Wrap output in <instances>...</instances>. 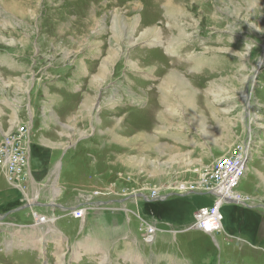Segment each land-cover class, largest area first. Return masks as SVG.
Returning <instances> with one entry per match:
<instances>
[{
    "label": "rangeland",
    "instance_id": "1",
    "mask_svg": "<svg viewBox=\"0 0 264 264\" xmlns=\"http://www.w3.org/2000/svg\"><path fill=\"white\" fill-rule=\"evenodd\" d=\"M242 152L220 232H173L216 202L191 185ZM143 194L183 219L161 224L181 253L264 264V0H0V264H173L152 259Z\"/></svg>",
    "mask_w": 264,
    "mask_h": 264
},
{
    "label": "built area",
    "instance_id": "2",
    "mask_svg": "<svg viewBox=\"0 0 264 264\" xmlns=\"http://www.w3.org/2000/svg\"><path fill=\"white\" fill-rule=\"evenodd\" d=\"M7 137L10 138L9 135ZM18 154L20 153L11 154V156L7 160V167L9 168L10 172L17 171L15 176L11 174L8 175V178L11 181H21V179L24 178L27 174V171L25 174L24 169L21 168H24V162L26 165V160H24L25 158L23 156H20ZM247 164L248 158L245 152L226 154L217 158L213 162L212 166L209 167L208 171H205L204 174L201 173V180L192 184V188L196 189L197 191L205 190L213 193L215 195L216 202H214V204L210 206H205L198 209L195 213L194 223L185 230L198 229L209 234L218 231L220 232V230L222 229L221 223L223 220V215L220 211L219 206H223V204L225 202H228V200H237L230 197H232L233 193L236 192L235 188L238 186L241 178L246 173ZM181 188L187 189L188 186L186 184H182ZM151 192L152 198H157L159 196L158 188H151ZM238 196L241 195L238 193ZM82 211V209L75 210V212H73L74 218H82L84 216ZM148 227L146 229V240L152 241V236L157 233V227Z\"/></svg>",
    "mask_w": 264,
    "mask_h": 264
},
{
    "label": "crops",
    "instance_id": "3",
    "mask_svg": "<svg viewBox=\"0 0 264 264\" xmlns=\"http://www.w3.org/2000/svg\"><path fill=\"white\" fill-rule=\"evenodd\" d=\"M147 201H150V200L147 199ZM170 206H172L170 203H168V205L166 206V202L165 203L163 202V203L157 204V205L154 203L153 209L151 210L152 213H150V212L147 213V216H151V218L153 217L155 219L157 218L158 223H159V225L157 224L158 225L157 226V238L155 240L156 242L154 243V245L158 244V246H159L160 244H162L161 248H160V246L159 247H156V246L152 247V250H151L152 259L153 260L160 259V255H161V251H162L164 254H167V255H164L165 259L172 260L171 262L173 264H213L212 261L208 260V257H207L208 254L200 253L197 250H195V252L197 254L195 256H191V255L181 253V251H179L178 247H180V249L189 248V243L187 242V240L185 238H182L181 240H179L176 237L173 240V238L171 239L169 235L164 234L165 233L164 231H166V230H165V228H162L163 226H161V224L169 225V226H173L174 228H177L178 226H183L182 224L184 222L183 219L180 217V215L176 216L177 215L176 214V215H172V217H170L169 214H165V213H170V210H168V212H166V210H165V209L169 208ZM191 220L192 221H189L185 227L181 228L180 230L175 229V231H173V232L184 233V232L188 231L185 229L193 224V221H194L193 215H192ZM245 221L246 220H244L243 223H245ZM262 222H263V219H261L258 222V224L256 225V229H255L256 235H260V232H264V227L261 225ZM251 224H252L251 221H249L245 225L250 227ZM131 230H133V229L130 226V231ZM168 231L170 232V230H168ZM232 232H235L234 227H233ZM206 234H209V233H206ZM211 234H214V233H211ZM125 238H127V237H125ZM173 241L175 243H173ZM122 249L126 250V251H130L131 250L130 244H125L122 247ZM172 257H173V259H172ZM159 263L161 264L160 260H159Z\"/></svg>",
    "mask_w": 264,
    "mask_h": 264
},
{
    "label": "bare ground",
    "instance_id": "4",
    "mask_svg": "<svg viewBox=\"0 0 264 264\" xmlns=\"http://www.w3.org/2000/svg\"><path fill=\"white\" fill-rule=\"evenodd\" d=\"M15 2H16V0H15ZM18 3V2H17ZM197 3H198V1H197ZM199 4V3H198ZM168 7H169V5H168ZM183 14V13H182ZM184 15V14H183ZM182 15V16H183ZM176 18H177V16H175ZM176 18H175V20H176ZM181 18H179V20H180ZM175 22H177V23H179V25H180V27H181V29L183 30V31H185L186 29H185V27H184V24H181V22H179L178 20L177 21H175ZM174 22V23H175ZM176 24V23H175ZM186 25V24H185ZM182 39V38H181ZM174 39L172 38V40L171 41H169L168 42V45L170 46V48H173L174 46H175V42L173 41ZM193 41V40H192ZM191 41V42H192ZM180 42V41H179ZM180 43H182V42H180ZM190 43V42H189ZM177 45V44H176ZM181 47V46H180ZM263 61V60H262ZM177 70V69H176ZM102 76H105V73L104 72H102ZM172 82H175L176 83V85L178 86V83H179V79L178 78H176L174 75L172 76L171 74H168V76H166V79L164 80V82L162 83V84H164V83H172ZM216 84V83H215ZM216 86V85H215ZM212 90V89H211ZM168 96V95H167ZM169 97V96H168ZM166 99V98H165ZM168 100V99H167ZM165 102V101H164ZM195 102V101H194ZM168 103V102H167ZM196 104V103H195ZM194 104V105H195ZM168 105V104H167ZM191 105V104H190ZM189 105V107H191L192 108V105L190 106ZM185 108H186V105H185ZM162 109V108H161ZM160 111V110H159ZM187 113H188V110H187ZM192 113V112H191ZM193 115V114H192ZM191 117H193V116H191ZM247 155V154H246ZM59 167H60V165H58L57 166V168L59 169ZM188 189H190V188H188ZM179 190V189H178ZM183 190V189H182ZM193 192V191H192ZM189 194V193H188ZM240 194V193H239ZM213 196H214V194H213ZM228 196H231V195H228ZM161 197V196H160ZM239 197V198H238ZM143 198L145 199V200H147L148 199V196L146 195V194H143ZM230 198H233V199H237V200H235V201H237V202H239V203H241L242 202V196H238V192L236 193V192H234L233 193V195H232V197H230ZM234 201V202H235ZM228 202H229V200H228ZM219 208H220V211H221V213H222V206H219ZM222 215H223V213H222ZM54 219V218H53ZM223 219H224V216H223ZM44 220H46V217L44 218ZM43 220V221H44ZM52 220V219H51ZM39 221L40 222H42V219H39ZM37 222L38 224H40V222ZM140 221V220H139ZM145 221V220H144ZM223 221V220H222ZM194 222V221H193ZM143 223V222H142ZM148 223V222H147ZM154 224V223H153ZM221 226H223V222L221 223ZM143 228V227H142ZM35 230V229H34ZM51 230H53L54 231V229L53 228H51ZM160 230V229H159ZM160 232V231H159ZM155 235V234H154ZM148 241V240H147ZM61 256V255H60ZM104 264V263H103Z\"/></svg>",
    "mask_w": 264,
    "mask_h": 264
},
{
    "label": "trees",
    "instance_id": "5",
    "mask_svg": "<svg viewBox=\"0 0 264 264\" xmlns=\"http://www.w3.org/2000/svg\"><path fill=\"white\" fill-rule=\"evenodd\" d=\"M159 201V200H158ZM157 201V202H158ZM145 203H155V201H145Z\"/></svg>",
    "mask_w": 264,
    "mask_h": 264
}]
</instances>
